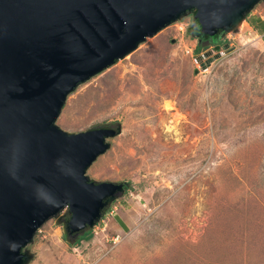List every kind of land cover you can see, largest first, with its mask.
<instances>
[{
    "label": "rangeland",
    "instance_id": "374dc122",
    "mask_svg": "<svg viewBox=\"0 0 264 264\" xmlns=\"http://www.w3.org/2000/svg\"><path fill=\"white\" fill-rule=\"evenodd\" d=\"M258 17L264 0L211 39L192 10L67 97L62 130L117 131L86 175L127 187L89 229L69 233L68 207L50 218L24 264H264Z\"/></svg>",
    "mask_w": 264,
    "mask_h": 264
},
{
    "label": "water",
    "instance_id": "95a60500",
    "mask_svg": "<svg viewBox=\"0 0 264 264\" xmlns=\"http://www.w3.org/2000/svg\"><path fill=\"white\" fill-rule=\"evenodd\" d=\"M258 1L0 0V264L67 207L69 233L89 229L127 186L90 181L117 131L62 130L67 97L188 12L215 37Z\"/></svg>",
    "mask_w": 264,
    "mask_h": 264
},
{
    "label": "trees",
    "instance_id": "16d2710c",
    "mask_svg": "<svg viewBox=\"0 0 264 264\" xmlns=\"http://www.w3.org/2000/svg\"><path fill=\"white\" fill-rule=\"evenodd\" d=\"M254 28L258 31H260V33L263 34V38H264V19H262L261 17H258L256 18L255 22L252 23ZM197 31L199 32L200 36L202 38H211L210 36L204 34L201 30H200V26L199 24L197 23ZM216 37V36H215ZM215 37H212L211 39H215ZM201 47V44H199V47H198V51ZM127 186H125L126 188ZM93 237V232L92 230H89L87 232H85V235L82 236L80 239L82 238H85L86 240H90L91 238ZM80 241V240H79Z\"/></svg>",
    "mask_w": 264,
    "mask_h": 264
},
{
    "label": "flooded vegetation",
    "instance_id": "af4514ba",
    "mask_svg": "<svg viewBox=\"0 0 264 264\" xmlns=\"http://www.w3.org/2000/svg\"><path fill=\"white\" fill-rule=\"evenodd\" d=\"M212 38V37H211ZM214 52V51H213ZM221 52H222V50H217L216 51V53H219V54H217V55H220L221 54ZM209 53H211V52H208V53H206V54H204L202 57H209L208 55H210ZM208 61V60H207Z\"/></svg>",
    "mask_w": 264,
    "mask_h": 264
},
{
    "label": "built area",
    "instance_id": "2783aa9c",
    "mask_svg": "<svg viewBox=\"0 0 264 264\" xmlns=\"http://www.w3.org/2000/svg\"><path fill=\"white\" fill-rule=\"evenodd\" d=\"M182 28V29H181ZM179 29H181L182 31H183V26H180V28Z\"/></svg>",
    "mask_w": 264,
    "mask_h": 264
}]
</instances>
